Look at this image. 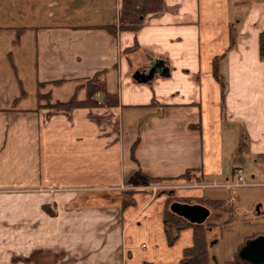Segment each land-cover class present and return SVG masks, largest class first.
I'll return each mask as SVG.
<instances>
[{
  "label": "crops",
  "instance_id": "obj_1",
  "mask_svg": "<svg viewBox=\"0 0 264 264\" xmlns=\"http://www.w3.org/2000/svg\"><path fill=\"white\" fill-rule=\"evenodd\" d=\"M121 4L0 0V45L10 43L0 52V64L8 51L17 64L28 54L35 92L37 82L65 81L42 90L51 96L104 71L106 90L119 97L118 107L69 113L36 110V100L24 107L28 95L12 110L18 92L0 98V225L12 233L0 245L18 254L0 264H178L192 246V230L180 231L168 244L167 197L131 186L138 172L177 178L190 171L200 177L205 189L180 193L209 211L211 221L203 224L210 229V264L231 261L240 245L264 236L254 229L255 237L228 243L233 222L226 229L214 222L238 210L242 218L264 219V181L256 183L264 177V62L258 42L264 0H163L162 11L146 16L140 30L114 38L102 27L120 23ZM12 10L16 22H3L14 19ZM133 47L128 58L122 55ZM215 62L227 89L223 104ZM5 86L16 87L10 72L0 76V88ZM241 131L247 150L239 159ZM245 162L257 168L245 174L247 186L229 187L238 165L246 171ZM132 190L133 204L123 207ZM255 191L263 193L252 196ZM202 197L224 204L204 205L198 202ZM12 210L15 217L8 214ZM168 233L175 235L173 228Z\"/></svg>",
  "mask_w": 264,
  "mask_h": 264
},
{
  "label": "trees",
  "instance_id": "obj_2",
  "mask_svg": "<svg viewBox=\"0 0 264 264\" xmlns=\"http://www.w3.org/2000/svg\"><path fill=\"white\" fill-rule=\"evenodd\" d=\"M163 9V0H122L121 4V13H120V23L118 25L113 24L109 26L102 27L104 28L112 37L116 38V36L123 32H133L136 33L144 26L145 18L148 15L156 14L161 12ZM233 37V34H232ZM17 40L14 41L16 44ZM233 42V38H232ZM259 59L264 62V32L259 35ZM233 44V43H232ZM137 47H133L130 49H125L122 51V55L127 58L132 55V52L136 51ZM12 61V60H11ZM217 62V61H216ZM216 62L213 65V74L215 78L218 80L220 84L221 90V101L222 104L224 102V98L226 95V85L222 79V77L218 74L217 64ZM13 73L17 78V71L12 62ZM105 72L101 71L95 73L93 77L82 81L81 84H77L74 87L73 94L70 98L65 102H53L51 100V94L49 92L44 93L42 90L48 86H60L63 84L62 81H55L51 83H36V92H35V100H36V110L40 108L46 109H55L62 113H69L77 108H93V107H118L119 106V97L118 94H110L106 90V83L104 78ZM18 80V79H17ZM19 81V89L20 93L18 97H16L12 101V110L15 109L22 100H25L27 97V93L23 89L22 82ZM83 94L82 98H79L80 94ZM42 100L45 103H42ZM136 145V144H135ZM134 147L131 149V155L133 156ZM247 150V138L244 131L240 133V139L238 143L237 155H243ZM139 180H143L144 184L149 183H163V182H191L193 180L200 182L199 176H192L190 171L186 172L184 175L177 178H152L144 175L142 172H138L134 178L131 180V185H138ZM130 192V191H129ZM131 193V192H130ZM130 196L132 195L129 194ZM182 203L188 204L189 198H182L179 200ZM199 203L204 205H220L221 201H211L206 198L198 199ZM172 200L170 197H167L166 207L163 216V223L165 232L168 238V244L172 245L177 238V235L180 231L185 229L192 230V246L186 248L183 252V256L181 261L178 264H209V250H208V242H207V228L205 224H191L186 220L176 216L173 214L169 207L171 205ZM133 204V200L130 198L123 201L122 206H130ZM43 210L47 212L50 216H54L55 212L50 206H44ZM172 227L174 230V236L169 235L168 228ZM253 235H257L256 233L250 235V237H255ZM243 245H240V248ZM239 251V250H238ZM238 251H235L233 259L231 261H224L225 264H249L247 262L241 261L238 259ZM238 252V253H237Z\"/></svg>",
  "mask_w": 264,
  "mask_h": 264
},
{
  "label": "rangeland",
  "instance_id": "obj_3",
  "mask_svg": "<svg viewBox=\"0 0 264 264\" xmlns=\"http://www.w3.org/2000/svg\"><path fill=\"white\" fill-rule=\"evenodd\" d=\"M10 9H12V7ZM10 13L13 14L12 18H14V19H11L9 16H7V17H5L6 19H4L3 22H5V23L9 22L10 24H13L14 22H16L15 11L12 10V11H10ZM2 37H5V36H2ZM19 40L17 41V44H18ZM7 43H8L7 41H2V45H0V52H2V50L4 48H6V46H8L10 44L9 43L7 45ZM11 45L13 47L16 44L12 43V41H11ZM23 49H24L25 52L27 51L25 46H24ZM11 60H12L11 53H10V51H8L6 53V57H4V59L1 61V64H0V66H1L0 67V76H5V75H7V73L10 72L11 75H12V78H13L15 84H16V87L18 88V90H17L16 87H13V88L10 87V89H12V90H10L8 87L6 88V86L5 87H1L0 88V98H2V97L5 98V97H8V96H15L14 94H16L17 92L19 94L20 93V89H19V84H18L19 81L18 80H20L23 83V85L25 84L23 89L25 90L27 95L29 97H31L30 100L25 102L24 107H31L32 104L35 101V84H34V82L32 80V76H31L32 72H31V69H30L29 63H28V54L20 55L19 60H18V64L13 62L17 73H18V70L20 72V77H19V75H17V78L14 76L13 69H12L13 68V66H12V61L13 60L12 61ZM4 69H6V70H4ZM85 80L86 79H80V80H76V81H73V82H75L76 85H77V84H81V82L85 81ZM62 82L64 83L65 81H62ZM62 85L63 84H61L60 86H62ZM14 90H15V92H14ZM73 91L74 90H72L71 88L56 90L55 92H53V95L51 96V100L53 102H65L73 94ZM82 95L83 94L81 93L79 95V98H82L83 97ZM42 103H45V102L42 100ZM241 156L238 155L239 159H241L240 158ZM245 165H246L245 166L246 171L243 170L244 167H242L241 164L238 165L237 168H236V169H242V171H243V173H242L243 174L242 175L243 180L240 181V183H239L238 179L236 178L235 185L229 186V187H244V186H247L246 183H245V180H244L245 174L247 172H248V174L250 172H254L257 168L255 166H253V164H251V166H250L249 162H247V163L245 162ZM248 174H246V176H249ZM235 176H236V174H235ZM256 180H258V182H256V183H260V182L264 181V177L263 176H257ZM139 181H140V182H138L139 187L140 186L141 187L146 186L147 188H149L150 191H154L157 194L163 193L166 197H170L172 202H180L179 200L182 199V197H184V196H181L183 194H181L180 192H182L184 190H188V189L189 190L190 189H205L206 188L205 186H203L202 184L198 183L195 180H193L192 183L191 182H182L181 181V182H163V183H159V184H156V183L144 184L143 180H139ZM190 183L193 184V185H189ZM130 192L132 193L134 191L132 190ZM130 192L129 191L126 192L127 193L126 197H128L129 199L131 198V196L129 195V194H131ZM262 193H263L262 191H255L254 193H250V194H253L252 196H254V195H257V194L261 195ZM208 194L209 193L207 192V195ZM263 195H264V193H263ZM125 198H124V200H126ZM195 202H196L195 198H191L190 201H189L190 204L191 203H195ZM180 203H182V202H180ZM223 204H224V202L221 201L220 205L218 204L217 206L216 205L215 206L219 207V206H222ZM3 207H5V204H1L0 205V210ZM12 207L15 209V203H14V206H12ZM237 209H239L238 206H237ZM257 210H258V208L256 206V211ZM238 211H239V214L235 212L233 218H225V219L222 218V219H218V220L214 221L215 223L221 222V223H219V227L223 226V228H225V229H226V226L229 227L228 225L224 226L226 223L233 222L232 223L233 227L231 229V233L228 234V240H229L228 243H232V244L239 243L240 241H242L243 237H246V236L252 234L254 232V229H259V230L264 232V223H263L264 219L259 218L257 220L256 217L254 219H251V218H248V217L247 218H242V211H240V210H238ZM15 212H16L15 210H12L11 212L8 211V214H9V216L12 215V216L15 217ZM251 215L255 216L256 213L253 212V214H251ZM8 220H9V222L12 221V219L10 217L8 218ZM210 221L211 220L209 218V219H207L206 223H209ZM256 221H260L261 223L260 224L256 223ZM250 225H252V227ZM170 228H172V227H170ZM6 230H4V231H6ZM209 232H210V229L207 228L208 250H209V242H210L209 241V237H208V233ZM256 234H258V233H256ZM253 236H255V235H253ZM11 238H12L11 231L9 230L8 233H6V232L3 233L2 226L0 225V242H1V240L4 241L5 239H7V241H11ZM10 246H15V245H10ZM5 247H6V245H0V261L1 262H4L5 261L4 258H6V257H8V258L9 257L11 258V256L13 258H17L18 257L17 256L18 254H13V255L10 254L11 251H15V250L5 249ZM223 252L227 253V250L224 249ZM209 257H210V254H209ZM223 264H225V263H223Z\"/></svg>",
  "mask_w": 264,
  "mask_h": 264
},
{
  "label": "water",
  "instance_id": "obj_4",
  "mask_svg": "<svg viewBox=\"0 0 264 264\" xmlns=\"http://www.w3.org/2000/svg\"><path fill=\"white\" fill-rule=\"evenodd\" d=\"M144 78L140 77L141 80ZM169 209L173 214L191 224H203L209 216L208 209L198 204L173 202ZM238 257L241 261L249 264H264V236L248 241L240 249Z\"/></svg>",
  "mask_w": 264,
  "mask_h": 264
},
{
  "label": "built area",
  "instance_id": "obj_5",
  "mask_svg": "<svg viewBox=\"0 0 264 264\" xmlns=\"http://www.w3.org/2000/svg\"><path fill=\"white\" fill-rule=\"evenodd\" d=\"M242 173H243L242 169H236L235 170L236 178L238 179L239 183H240V181L243 180V177H242L243 174Z\"/></svg>",
  "mask_w": 264,
  "mask_h": 264
}]
</instances>
